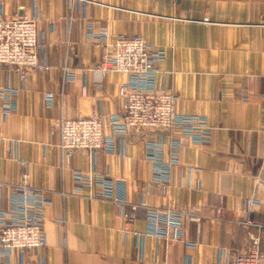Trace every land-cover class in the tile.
Masks as SVG:
<instances>
[{"label": "crops", "instance_id": "0c3cea01", "mask_svg": "<svg viewBox=\"0 0 264 264\" xmlns=\"http://www.w3.org/2000/svg\"><path fill=\"white\" fill-rule=\"evenodd\" d=\"M0 7L5 18L36 15L52 68L25 81L0 68V87L17 89L9 113L0 100V208L23 176L47 201V246L25 258L0 250V264H41L42 256L45 264H220V248L247 250L257 230L245 222L264 223V0H0ZM91 26L109 32L104 44L90 39ZM119 34L166 52L156 90L172 92L177 113L204 116L212 128L208 143L180 138L179 163L165 186L153 182L148 132L119 137L113 153L67 158L57 147L62 117L121 113L119 89L128 77L99 69ZM155 137L169 146L170 135ZM77 171L112 180L125 202L75 194ZM254 193L261 205L250 206ZM166 207H195L200 216L185 225L182 242L150 235L148 210Z\"/></svg>", "mask_w": 264, "mask_h": 264}, {"label": "built area", "instance_id": "2783aa9c", "mask_svg": "<svg viewBox=\"0 0 264 264\" xmlns=\"http://www.w3.org/2000/svg\"><path fill=\"white\" fill-rule=\"evenodd\" d=\"M89 37L104 44L109 32H95L91 26ZM107 46L99 69L128 77L119 89L121 113L110 115L107 120L101 115L77 119L62 117L54 128V134L58 136L57 147L67 158L77 151L113 153L119 137H125L132 130L148 132L153 134L145 139L147 158L154 164L153 182L165 186L170 183L172 169L179 163L180 138L186 137L200 144L208 143L212 128L204 116L177 113V98L172 92L156 90L158 64L166 60L164 50L152 47L142 36L128 37L124 34L117 35L115 41ZM46 49V44L38 39L36 15L5 18L0 7V68H8L25 81L31 72L52 69L45 61ZM64 75L66 81L75 79L68 67H64ZM16 95L17 89L0 87V100L5 102L6 114L15 109ZM54 97L53 93L46 95L48 105L53 104ZM106 125L110 128V134L105 132ZM155 134L170 135L169 146L166 148L163 142L155 140ZM168 149L169 158L166 159ZM74 178L78 184L77 195L85 194L90 198L100 196L118 205L125 202L123 197L116 194L114 182L106 177L86 176L82 171H77ZM10 189V205L6 209L0 208V250L7 258L13 254L25 258L47 246L43 214L47 201L42 191L30 185L27 176H23ZM256 195L254 193L249 199L250 206L261 205ZM147 221L150 235L157 240L174 243L185 240V225L200 221V216L195 207L183 211H177L174 207L150 208ZM245 225L257 230L250 237L249 247L244 251L220 248V264H264V223L256 224L249 219ZM40 263L45 264L44 256Z\"/></svg>", "mask_w": 264, "mask_h": 264}]
</instances>
